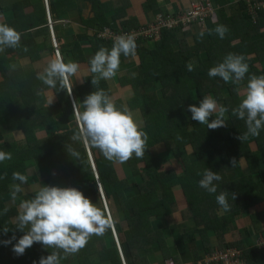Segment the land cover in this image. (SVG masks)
<instances>
[{
	"label": "trees",
	"instance_id": "1",
	"mask_svg": "<svg viewBox=\"0 0 264 264\" xmlns=\"http://www.w3.org/2000/svg\"><path fill=\"white\" fill-rule=\"evenodd\" d=\"M88 1L92 9L87 15L79 10L82 28H77L76 34L69 30L72 23L68 18L78 10L76 0H47L48 5L46 0H17L8 6L0 0V22L21 33L20 47L0 53V150L12 154L11 160L0 163V176L7 173L0 179V264H38L42 256L52 251L34 243L18 256L12 251L16 240L8 245L2 243L13 235L17 240L24 235L15 228L20 200L31 199L42 184L76 187L107 215L109 210L116 232L111 227L102 236L93 235L84 248L62 258L60 264H167L169 260L183 264L182 256L168 243L169 236L174 237L172 231H178L176 241L189 246L194 264L201 260L199 246H206L207 254L213 247L220 251L237 248L244 251L248 264H257L264 255V249H258V240L264 242V128L258 137L250 136L241 142L236 137L247 130L246 124L231 110L243 99L240 92L248 77L264 75V14L253 26L245 12L241 18L229 16L227 0H211L222 8L216 24L213 17L207 19L209 29L202 37L198 33L182 38V24L178 28L164 27L159 40L144 38L136 43L138 64L122 55L121 62L135 63L134 66L93 86L86 57L94 55L101 46L110 49L113 44V40L100 35L106 28L115 33H131L142 26L138 19L120 20V12L110 7H115L114 0ZM148 4H155V0H146L144 8ZM160 9L168 15L166 9ZM185 13L176 8L173 17ZM49 16L61 57L80 65L78 77L71 78L70 90L68 86L60 90L59 85L49 89L36 78L47 66L46 58L56 51ZM115 23L117 27H113ZM217 25L229 29L223 39L213 31ZM228 53L243 54L249 64L241 85L208 76V70ZM189 62L194 65L191 72L186 67ZM85 64L87 71L82 67ZM10 65H15V69ZM96 87L112 97L120 92V98H114L116 105H127L148 135L143 158L133 155L124 163L109 161L88 144L97 175L85 142L71 140L79 127L73 105L82 103ZM129 90L131 97L125 94ZM52 95L53 103L46 107ZM205 95H212L218 104L229 109L226 126L212 130L191 119L188 106H199ZM214 118L210 117L209 122ZM9 137L14 138L9 141ZM68 145L80 153L79 159L69 157L65 149ZM156 146H164L165 152L157 154ZM188 146L194 150L192 156L186 152ZM205 168L222 176L221 181L215 182L217 193L199 187ZM17 171L28 176V182L21 185L24 191L13 201L10 185L19 183L12 180V173ZM225 190L229 192L230 211H224L216 202V196ZM231 193L236 194L234 201ZM177 204L183 224L173 218ZM4 208H8L7 213ZM185 222L191 226L181 230ZM4 226L10 229L7 234L3 233ZM234 231L239 239L234 237Z\"/></svg>",
	"mask_w": 264,
	"mask_h": 264
},
{
	"label": "clouds",
	"instance_id": "2",
	"mask_svg": "<svg viewBox=\"0 0 264 264\" xmlns=\"http://www.w3.org/2000/svg\"><path fill=\"white\" fill-rule=\"evenodd\" d=\"M213 31L223 39L229 29L225 25H217ZM203 35L201 32L200 36ZM20 42L21 33L9 24L0 22V53L8 48L20 47ZM27 50L25 47L24 51ZM136 50V38L130 33L116 36L110 49L101 46L89 61L92 85L98 86L101 80L114 78L120 68L121 56L134 57ZM15 67L10 65L12 69ZM186 67L189 72L194 70L192 62ZM79 70L78 62L71 59L65 62L55 51V56L50 58L43 71L37 73L36 78L49 89H55L59 85L61 90L71 84L72 77H78ZM248 72L249 64L243 54L228 53L221 62L208 70V76L219 77L225 83L241 85ZM37 94L40 95L41 92L38 91ZM53 99L54 95L48 97L46 107L53 103ZM80 106L83 107V111H80ZM73 108L79 127L73 132L72 141L90 144L99 149L109 161L124 163L133 155L136 158H143L147 150L148 135L141 129L133 111L127 105L118 107L112 96L104 89L96 87L82 103H74ZM187 110L191 112L192 120L206 125L208 129L215 130L227 125L225 121L229 109L218 104L212 95L203 96L199 106L189 105ZM231 111L232 115L244 120L246 124L247 130L236 137L238 140L243 142L250 136L260 135L261 129L264 128V75L252 74L248 77L243 99ZM210 117L215 118L209 122ZM177 139L182 138L177 136ZM65 149L69 157L80 158V153L71 145L65 146ZM11 159V152L0 150V163ZM232 163L234 166L236 161L233 160ZM94 171L97 175L95 168ZM6 176L7 173H4L0 179ZM12 180L19 181L10 185L11 199L16 201L18 194L24 191L21 185L27 184L28 176L17 171L12 173ZM221 180L222 176L219 173L205 168L198 184L208 193H217L215 182ZM228 195L229 192L225 190L216 196V202L224 211H230ZM231 198L234 201L236 194L231 193ZM3 212L7 213L8 208H4ZM15 222V228L24 232V235L18 240L13 235L2 243L8 245L16 240L12 251L18 256L23 255L34 243L52 249L49 255L39 259L38 264H60L62 258L66 259L84 248L93 235L102 236L111 227L116 233L109 210L107 215L76 187L42 184L31 199L20 200ZM9 230L4 226L3 233L7 234ZM33 264L37 262L34 261Z\"/></svg>",
	"mask_w": 264,
	"mask_h": 264
},
{
	"label": "built area",
	"instance_id": "3",
	"mask_svg": "<svg viewBox=\"0 0 264 264\" xmlns=\"http://www.w3.org/2000/svg\"><path fill=\"white\" fill-rule=\"evenodd\" d=\"M194 5L190 9L186 10L185 14H179L177 17H172V19L177 22V25L169 26L170 18L165 19L164 21H159L158 23L147 27H144L140 30H136L131 32L130 34H134L136 38V43L144 38H152L154 37L155 40H157L160 36V30L164 27H167L169 29L171 28H178L180 24L184 26L190 25L191 23H198L205 24L207 22V19L212 18L214 16V11L217 13L219 12L220 8H217L211 0H191ZM47 3V0H46ZM234 7L238 8L239 13H241V16L243 13H246V16L248 19H250V23L253 26H257L260 21V15L264 14V0H234ZM242 9V12H241ZM239 15V14H238ZM50 31L53 38L54 47L56 48V54L60 55V52L58 50L56 39L53 35V23L50 19V16L48 18ZM150 27V28H149ZM159 31V34L156 35V32ZM125 34V33H124ZM118 36L114 33H111L109 31H105L100 35V38L113 40L114 38ZM264 242L261 244L263 247ZM264 248V247H263ZM211 262L208 264H247L244 259V252L239 249L235 248H224V250L214 254L211 259ZM167 264H174L172 260L167 261Z\"/></svg>",
	"mask_w": 264,
	"mask_h": 264
},
{
	"label": "crops",
	"instance_id": "4",
	"mask_svg": "<svg viewBox=\"0 0 264 264\" xmlns=\"http://www.w3.org/2000/svg\"><path fill=\"white\" fill-rule=\"evenodd\" d=\"M1 1H2V4L4 6H8V5L14 4L15 1L17 2V0H6L7 2H5V0H1ZM105 1H108V0H105ZM116 1H118V3H116ZM172 1H173L172 3L175 4L174 7L177 8V6L180 7V4L182 2H184L185 0H172ZM44 2H45V0H44ZM113 2H114L115 7H113L112 5H110V7H111V9L120 12V14L122 16L119 19L122 20V21L127 20V14H130V12H133V15L134 16H137V18L140 20V22H144V19L141 17L142 14H143L144 17L146 18L145 23H149L150 24L152 21L154 22L155 15H157V12H158L157 8H155V10L153 9V6L152 5H155V4H152L151 6H149L148 9L144 8L145 0H127L124 3H122L121 0H114ZM162 2H160V3H162ZM167 2L170 3L169 0H167ZM76 4H77V7H78V10L72 12L71 17L68 15V18H70L71 23H72V29H69V30L72 31V32H74V33H76V34H78L79 30H77V28L78 29H81L82 28L81 23L79 22V10L82 11L83 14L87 15L91 11L92 5L90 4V2L88 0H76ZM228 4H231V3H228ZM45 5H46V3H45ZM165 7H168V9L171 8L170 4L168 6H165ZM46 8H47V6H46ZM151 10L153 12L154 17H152V16L151 17L150 16L147 17L146 14L149 11H151ZM116 11H112V14L114 12H116ZM108 18L111 19L112 16L109 15ZM117 24H119L118 21H117ZM117 24L115 23V25L113 27H117ZM141 26H142V28L147 27V25H143V23L141 24ZM105 31H109L111 33H114L115 35H120V34H124L125 33V32L115 33L114 31H112L111 29L109 30L108 28H106ZM134 31H136V30H134ZM89 55H91V54H89ZM121 63H123V64H131L129 62H121ZM120 72H122V71H120ZM120 72H118V73H120ZM100 190H101V187H100ZM105 206H107L106 205V202H105ZM176 207H177V210H174L173 217L177 215L176 216V218H177L178 215H179V206H178V204H177ZM175 221L178 222L177 220H175ZM180 223H182V221ZM185 224H186V226H183L181 228V230H183L184 228H186L188 226H191V223L190 222H185ZM172 233L174 234V237L173 236H171V237L169 236V239H168V243H169L170 247L172 248V250L173 251L176 250L177 253L182 256L181 259H182L183 264H194L193 262H191L192 260H191L190 254H189V251H190L189 246H186V245L181 244L180 241H176V236L178 235V231H176V232L172 231ZM245 241H247V240H245ZM211 243H212V246H213L214 245L213 244V240H211ZM262 243H263L262 240H258V244H259V246H260L261 249L258 248V247L257 248L260 251H262V249H264L261 246ZM197 245L199 246L198 243H197ZM205 247L206 246H204V247L199 246V249H200L199 256L201 257V260L198 262V264L201 263V261L205 258L204 256L208 253ZM246 247L248 248L249 246L246 244ZM214 248L215 247H213V249ZM235 249H237V248H235ZM262 256H263L262 260L261 261H258L257 264H264V255H262ZM246 263L248 264L247 261H246ZM152 264H158V263L156 261H154Z\"/></svg>",
	"mask_w": 264,
	"mask_h": 264
},
{
	"label": "rangeland",
	"instance_id": "5",
	"mask_svg": "<svg viewBox=\"0 0 264 264\" xmlns=\"http://www.w3.org/2000/svg\"><path fill=\"white\" fill-rule=\"evenodd\" d=\"M163 1V2H162ZM5 2H7L6 0H5ZM160 2H162V3H160ZM169 2L170 3H168L167 2V0H155V7L157 8V10H158V12H157V15H155V18H154V24H156V23H158L159 21H164L165 19H169L170 18V22H169V26L171 27V26H173V25H177L178 23L177 22H175V20L174 19H172V17L174 16V13L176 12V7H174V3H172L173 1L172 0H169ZM116 3H118V1H116ZM145 3H146V0H145ZM144 3V4H145ZM227 3H231V4H226V9H227V11H228V15L229 16H234V17H236V18H241V13H239V11H238V8H236L237 6H236V4L234 3V0H227ZM170 4V6H171V8L170 9H168V7H165V6H168ZM194 5H196V4H193L192 3V1L191 0H185L184 2H182L181 4H180V7H178L177 6V8L180 10V11H182V12H186L185 10H188V9H190L191 7H193ZM234 5L236 6V7H234ZM149 4H148V7L146 8V9H148L149 8ZM221 7V5H218L217 6V8H220ZM160 8H163L164 10L166 9L167 10V12H168V15H164L163 14V12H162V9H160ZM222 8V7H221ZM153 10V9H152ZM152 10L148 13V14H146V16L147 17H154V15H153V12H152ZM217 12L216 11H214V16H213V19H212V22L214 23V24H216L217 22H218V16H217ZM239 14V15H238ZM143 19H144V22H141V24L143 23V25H147V26H150L151 27V25H153L152 23H153V21L149 24V23H145V21H146V18L144 17V15L142 14V16H141ZM132 19H138L137 18V16H134L133 15V12H130V14H127V20H132ZM139 20V19H138ZM140 21V20H139ZM62 26H64V23H62ZM149 27V28H150ZM209 29V27H207V25H206V23L205 24H200V25H197V26H190V25H186V26H184L183 27V29H181L180 30V32H179V35L183 38V36H185L186 34H191L192 36H195V35H197L198 33H201V32H203L204 34L207 32V30ZM247 29V26L245 27V30ZM134 33V32H133ZM159 34V31H157L156 32V35H158ZM160 39V36H159V38L157 39V40H159ZM39 41H42V38H39L38 39ZM239 41V39H236V42H238ZM190 42H193V39L192 38H190ZM54 45V44H53ZM193 45H195V44H193ZM192 45V46H193ZM57 46H60V44H58L57 43ZM53 56H55V55H53ZM53 56H49L50 58H52ZM60 56H61V54H60ZM92 56H94V55H87V61L89 62L90 61V59H91V57ZM49 57H47L46 58V61H47V63H48V61L50 60V58ZM129 62H136L137 63V61H136V59H135V56L133 57V56H130V59H129ZM134 64L135 63H132V64H123V63H120V68H119V71L118 72H120V71H126V69H130L132 66H134ZM138 64V63H137ZM46 67V66H45ZM44 67V68H45ZM83 67V70L84 71H87L88 69H87V65L85 64V65H83L82 66ZM114 88V87H113ZM113 90V89H112ZM244 91H245V89H241V92H240V95H242V94H244ZM114 92V91H113ZM126 95H128L129 97H131L132 96V93H131V90H129V91H127L126 93H125ZM125 94H122L121 95V97L123 98V96H125ZM116 96V97H115ZM113 98H115V99H119L120 98V92H116L115 93V95H113ZM45 103V101H43V103L42 104H44ZM25 117V119L27 118V116H24ZM13 138L14 137H9L8 139H9V141H12L13 140ZM156 148V150H155V152H157V154H160V153H163V152H165L164 150H165V147L164 146H156L155 147ZM163 151V152H162ZM186 152H187V154L189 155V156H192L193 155V152H194V150H192V148L190 147V146H188L187 147V149H186ZM91 157H92V154H91ZM92 160H93V157H92ZM176 167H179V165H176ZM102 194V197H103V202H104V204H105V200H104V195H103V192L101 193ZM108 203V202H107ZM174 209L175 210H177V207H176V205H174ZM177 216V215H176ZM176 216H174L173 218H174V220H175V218H176ZM176 220L180 223L181 222V218H180V216L178 215V217L176 218ZM167 225H169L170 226V228L172 229L173 228V226H172V224H167ZM164 226H166V225H164ZM170 229V230H171ZM172 231V230H171ZM233 235H234V237L236 238V239H239V235H238V233L237 232H233ZM263 247H264V244H263ZM218 252H220V250H215V248L212 250V252L210 253V254H206L204 257V259L201 261V263L200 264H208L209 262H211L210 261V259H211V257L214 255V254H216V253H218Z\"/></svg>",
	"mask_w": 264,
	"mask_h": 264
},
{
	"label": "water",
	"instance_id": "6",
	"mask_svg": "<svg viewBox=\"0 0 264 264\" xmlns=\"http://www.w3.org/2000/svg\"><path fill=\"white\" fill-rule=\"evenodd\" d=\"M53 35H54V33H53ZM68 88H69V90H70V87H69V86H68ZM73 101H74V100H73ZM85 145H86V148H87V151H88V154H89L90 160H91V162H92V165H94V168H95V170H96L95 164H94V162H93V160H92V157H91V152H90V149H89V145H88L87 143H85ZM101 192H102V190H101Z\"/></svg>",
	"mask_w": 264,
	"mask_h": 264
}]
</instances>
